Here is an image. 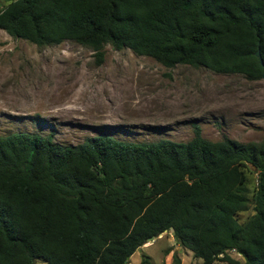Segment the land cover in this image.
I'll return each mask as SVG.
<instances>
[{
  "label": "trees",
  "instance_id": "16d2710c",
  "mask_svg": "<svg viewBox=\"0 0 264 264\" xmlns=\"http://www.w3.org/2000/svg\"><path fill=\"white\" fill-rule=\"evenodd\" d=\"M0 28L99 61L110 44L167 67L264 73V0H0ZM169 231L203 264H264V141H212L199 125L188 141L0 136V264H129Z\"/></svg>",
  "mask_w": 264,
  "mask_h": 264
},
{
  "label": "rangeland",
  "instance_id": "374dc122",
  "mask_svg": "<svg viewBox=\"0 0 264 264\" xmlns=\"http://www.w3.org/2000/svg\"><path fill=\"white\" fill-rule=\"evenodd\" d=\"M196 125L212 141L227 135L241 143L263 142L264 77L167 67L110 44L99 61L76 42L41 47L0 28V136L53 133L66 145L103 133L127 142L188 141ZM257 175L250 174L252 186ZM252 213H241L240 220ZM145 254L154 264H172L174 254L182 264H203L171 231L148 241L129 264H141ZM231 256L244 264L236 252Z\"/></svg>",
  "mask_w": 264,
  "mask_h": 264
},
{
  "label": "water",
  "instance_id": "95a60500",
  "mask_svg": "<svg viewBox=\"0 0 264 264\" xmlns=\"http://www.w3.org/2000/svg\"><path fill=\"white\" fill-rule=\"evenodd\" d=\"M257 56L260 57V52L259 51L257 52ZM262 63H263V61H262ZM263 77H264V73H263ZM154 239H155V237H149L148 241H151V240H154ZM139 250L142 251V248H140Z\"/></svg>",
  "mask_w": 264,
  "mask_h": 264
}]
</instances>
